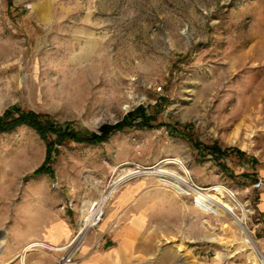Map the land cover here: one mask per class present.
<instances>
[{
	"label": "rangeland",
	"instance_id": "rangeland-1",
	"mask_svg": "<svg viewBox=\"0 0 264 264\" xmlns=\"http://www.w3.org/2000/svg\"><path fill=\"white\" fill-rule=\"evenodd\" d=\"M13 107L78 137L139 107L151 120L91 144L25 125L0 134V245L46 216H66L74 235L117 177L163 169L236 207L262 256L230 216L152 174L116 188L81 250L106 242V214L133 187L146 223L129 264H264V0H0V117Z\"/></svg>",
	"mask_w": 264,
	"mask_h": 264
},
{
	"label": "crops",
	"instance_id": "crops-1",
	"mask_svg": "<svg viewBox=\"0 0 264 264\" xmlns=\"http://www.w3.org/2000/svg\"><path fill=\"white\" fill-rule=\"evenodd\" d=\"M259 192L258 211L264 224V186ZM137 188L120 192L100 227L106 242L97 252L90 250V242L78 255L75 264H129L142 248L145 236V213L130 207ZM116 226H112L115 222ZM75 227L66 216H47L31 229L9 232L5 244L0 245V264H54L60 253L53 250L67 243Z\"/></svg>",
	"mask_w": 264,
	"mask_h": 264
},
{
	"label": "bare ground",
	"instance_id": "bare-ground-1",
	"mask_svg": "<svg viewBox=\"0 0 264 264\" xmlns=\"http://www.w3.org/2000/svg\"><path fill=\"white\" fill-rule=\"evenodd\" d=\"M233 143H235V141H233ZM147 174H150V175L152 174L153 176H156V178H160V181L162 183H164V185L171 187L172 189L176 190L180 194L188 195L194 191L193 187L186 180V177L179 176L177 174L171 173V172L163 170V169L155 170L152 172H144V173H142L140 171H129V172L124 173L123 175L117 177L116 180L112 183L113 185L111 186L109 191L106 192L105 194H103V196L97 202H92L91 204H89L88 209H87V213H86L88 215L86 218L87 219L86 222L91 223L92 222L91 219L98 218L100 215H102L101 213H103V211H102L101 207L105 203H108V201L110 202V199L112 198V196L116 192V188L119 185H121V183L125 182L126 180H129L132 177H136L138 175H147ZM216 189L219 191H222V190L227 191L230 196H233L228 190L223 189V187H218ZM211 190H214V188L213 189L211 188ZM197 198L199 199V201H201L203 203L202 209L204 212H208V213H211L214 215H225L226 214V215L230 216L234 220L238 229L240 230V233L242 235L243 244L245 246L253 248L254 251L258 255L262 256L261 253L259 252L254 240L252 239V237L249 235V233L246 231L245 227L243 226L242 220L236 216V214H235V208L236 207L234 208L232 205L223 202L222 200L218 199L216 196H212V195L205 193V192L197 193ZM104 209H105V207H104ZM94 250H96V249H94ZM56 251L59 253H62V252H65V248L58 249ZM80 252H81V249L78 251V253H80Z\"/></svg>",
	"mask_w": 264,
	"mask_h": 264
},
{
	"label": "trees",
	"instance_id": "trees-1",
	"mask_svg": "<svg viewBox=\"0 0 264 264\" xmlns=\"http://www.w3.org/2000/svg\"><path fill=\"white\" fill-rule=\"evenodd\" d=\"M137 118H141L139 123H133L137 120ZM151 118L147 116L145 109L142 107L137 108L136 110L130 112L128 114L127 119H125L122 123H119L114 126H103L100 131L101 135H93L90 137H78V135L74 133H69L67 131L56 130V128L52 125V123L48 121H43L42 116L33 112H25L20 109L13 107L8 109L1 117H0V134L10 132L19 126H28L33 129L39 136L46 139V137L50 135H56L59 142H76V143H84L91 144L96 143L102 140H105L107 136L111 132L122 131L125 127H135L137 129L150 127ZM209 152L213 155L219 153V151L215 147H206ZM50 151H48L46 160L50 159ZM43 167L41 168V170Z\"/></svg>",
	"mask_w": 264,
	"mask_h": 264
},
{
	"label": "built area",
	"instance_id": "built-area-1",
	"mask_svg": "<svg viewBox=\"0 0 264 264\" xmlns=\"http://www.w3.org/2000/svg\"><path fill=\"white\" fill-rule=\"evenodd\" d=\"M190 185L193 187V192H191L190 194L186 195V194H182L185 196H191L192 197V203L193 205L199 209L202 210V205L203 203L201 201H199V199L197 198V193L200 192H205V190L203 188L198 187L197 185H195L192 180L190 179ZM262 186H264V181L262 180H258L257 183H255L254 187L257 189H260ZM106 204V203H105ZM105 204L101 207L103 213H101L102 215H100L98 218H93L91 219L92 222H86V218H87V214L85 215V217L82 219V221H80V227L79 230L72 236V238L70 239L69 243L62 247V248H53V250H58V249H63L65 248V252H62L63 255L58 259L57 264H71L73 262L74 256L78 253V251L81 249L82 245L85 243V240L87 238V236L89 235V233L92 231V229L98 227L100 225V223L102 222L103 216H104V207ZM103 241L101 240L99 243L96 244V247L94 249H99L102 245Z\"/></svg>",
	"mask_w": 264,
	"mask_h": 264
}]
</instances>
